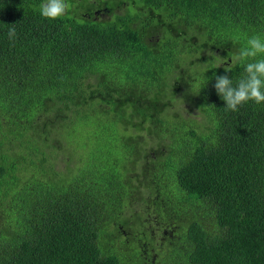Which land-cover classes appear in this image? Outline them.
I'll return each instance as SVG.
<instances>
[{
    "label": "trees",
    "instance_id": "16d2710c",
    "mask_svg": "<svg viewBox=\"0 0 264 264\" xmlns=\"http://www.w3.org/2000/svg\"><path fill=\"white\" fill-rule=\"evenodd\" d=\"M42 2L0 0V264H264V104L213 87L264 0Z\"/></svg>",
    "mask_w": 264,
    "mask_h": 264
},
{
    "label": "clouds",
    "instance_id": "9594fccd",
    "mask_svg": "<svg viewBox=\"0 0 264 264\" xmlns=\"http://www.w3.org/2000/svg\"><path fill=\"white\" fill-rule=\"evenodd\" d=\"M69 8V0H43L39 12L45 19L56 20L66 15ZM15 25H9L7 35L10 41L16 37ZM228 60L230 66L225 68V74L214 76L213 85L217 95L226 104L224 108L235 112L250 101L264 104V38L260 35L249 37L245 46L229 53ZM241 63L244 64L243 72L234 84L227 73H231V68Z\"/></svg>",
    "mask_w": 264,
    "mask_h": 264
},
{
    "label": "flooded vegetation",
    "instance_id": "af4514ba",
    "mask_svg": "<svg viewBox=\"0 0 264 264\" xmlns=\"http://www.w3.org/2000/svg\"><path fill=\"white\" fill-rule=\"evenodd\" d=\"M126 2V1H125ZM98 12H102V10H99Z\"/></svg>",
    "mask_w": 264,
    "mask_h": 264
}]
</instances>
